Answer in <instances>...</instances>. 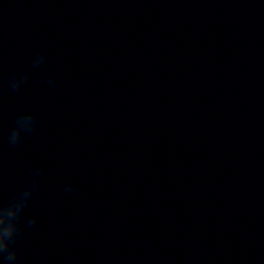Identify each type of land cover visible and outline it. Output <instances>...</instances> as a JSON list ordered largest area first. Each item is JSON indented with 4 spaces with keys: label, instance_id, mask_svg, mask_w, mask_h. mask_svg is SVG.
<instances>
[{
    "label": "clouds",
    "instance_id": "9594fccd",
    "mask_svg": "<svg viewBox=\"0 0 264 264\" xmlns=\"http://www.w3.org/2000/svg\"><path fill=\"white\" fill-rule=\"evenodd\" d=\"M48 59L46 52H39L33 60V67L43 64ZM29 70L23 74H13L9 79V87L19 90L28 80ZM49 85H55L56 77L51 76L48 80ZM38 117L34 113L25 112L17 116L15 127L8 135V143L13 147L21 145L26 135L35 134L37 131ZM43 172V167L33 168L31 176L33 180L30 184L23 186L16 192L7 204L0 203V259L7 264H15L19 256L17 242L24 233L25 225L22 222L26 208L28 207L33 194L39 187V176ZM77 186L66 185L65 191H76ZM38 223V217L33 216L28 221L29 227Z\"/></svg>",
    "mask_w": 264,
    "mask_h": 264
}]
</instances>
